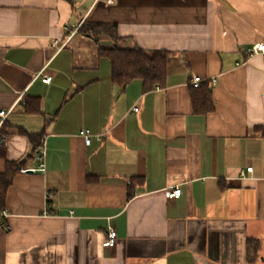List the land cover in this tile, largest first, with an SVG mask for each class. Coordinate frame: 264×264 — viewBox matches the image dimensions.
Returning a JSON list of instances; mask_svg holds the SVG:
<instances>
[{"label":"crops","instance_id":"crops-1","mask_svg":"<svg viewBox=\"0 0 264 264\" xmlns=\"http://www.w3.org/2000/svg\"><path fill=\"white\" fill-rule=\"evenodd\" d=\"M84 22L120 41L82 35ZM257 43L264 0H0V174L17 169L0 264L264 261V53H244ZM116 46L168 53L163 85H115L97 50ZM194 76L211 90L206 114ZM30 134L44 172H19L39 167Z\"/></svg>","mask_w":264,"mask_h":264},{"label":"trees","instance_id":"trees-1","mask_svg":"<svg viewBox=\"0 0 264 264\" xmlns=\"http://www.w3.org/2000/svg\"><path fill=\"white\" fill-rule=\"evenodd\" d=\"M78 31L86 37H97L99 35L109 36L115 43L120 41L117 37L114 26H106L99 24H90L84 22ZM98 55L106 57L111 62V79L112 82L121 89L125 88L134 80H140L143 84L144 91H151L156 87H161L166 77V62L168 53L160 51H143L136 47L122 48L112 47L109 49L98 48ZM198 95L193 98V104L196 113L206 114L213 109L211 90L209 85L199 86ZM36 103V104H35ZM37 101L24 103L26 113H37ZM32 144H40L37 135H29ZM37 142V143H36ZM2 155V154H1ZM17 169L12 163H8L6 171L0 174V210L4 207L5 195L9 186L12 184L13 177Z\"/></svg>","mask_w":264,"mask_h":264},{"label":"built area","instance_id":"built-area-1","mask_svg":"<svg viewBox=\"0 0 264 264\" xmlns=\"http://www.w3.org/2000/svg\"><path fill=\"white\" fill-rule=\"evenodd\" d=\"M107 3H109V1H107ZM64 46L65 44L59 45V43L56 40H53L52 42L53 48L61 49ZM244 53L246 56H252V55L264 53V43L254 44L251 47L246 48ZM38 76L42 84H49L51 82V77L47 75H42L40 73ZM214 82L215 81L212 80L211 83L214 84ZM201 83H202V79L198 76H194L190 80V85L194 89L198 88L201 85ZM134 111L136 112L137 109H134ZM9 114H10V111H6V112L0 111V127L3 123V120H5ZM79 135L83 138L86 145L90 144L92 134L89 130H81ZM5 143H6V138L3 136H0V144H5ZM37 160L39 161V167L37 169H20L19 172L20 173H27V172L33 173L36 171H40V172L45 171V148H44L43 143L37 149ZM250 172H252V168H247L244 171L242 170L240 172V177L245 178V174L250 173ZM180 195H181V190L178 187L166 191V197L170 200H176L180 197ZM6 216L7 214L5 211H0V218H4ZM115 244H116V232L114 229L110 228L107 232L106 242L104 243V247L113 248Z\"/></svg>","mask_w":264,"mask_h":264},{"label":"rangeland","instance_id":"rangeland-1","mask_svg":"<svg viewBox=\"0 0 264 264\" xmlns=\"http://www.w3.org/2000/svg\"><path fill=\"white\" fill-rule=\"evenodd\" d=\"M257 264H264V261H262V257H260V261H258Z\"/></svg>","mask_w":264,"mask_h":264}]
</instances>
